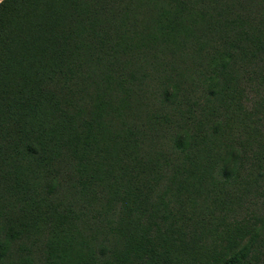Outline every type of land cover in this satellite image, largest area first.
Instances as JSON below:
<instances>
[{"label":"trees","instance_id":"1","mask_svg":"<svg viewBox=\"0 0 264 264\" xmlns=\"http://www.w3.org/2000/svg\"><path fill=\"white\" fill-rule=\"evenodd\" d=\"M42 1L0 0V264H264V0H176L202 18L185 44L129 47L130 67L100 64L112 81L92 89L8 46L7 20ZM93 19L59 41L95 34Z\"/></svg>","mask_w":264,"mask_h":264},{"label":"rangeland","instance_id":"2","mask_svg":"<svg viewBox=\"0 0 264 264\" xmlns=\"http://www.w3.org/2000/svg\"><path fill=\"white\" fill-rule=\"evenodd\" d=\"M73 1L43 0L45 5L40 8L38 13L27 10L23 18L13 15L6 22L5 38L8 39V46H11L18 54L22 64L28 65L31 61L40 62L45 66L54 63H59L62 66L66 63L69 64L68 68L63 67L62 70L72 72L67 77L71 78L69 81L72 82L71 86L75 88H80L87 83L92 89L94 81H99L102 84L112 81L110 71L107 69L102 73L97 66L104 62L121 66L119 62H122L124 67L129 68L130 64H126V58L129 57V47L151 46L157 50L161 47H165L166 50L168 48L176 49L178 46L181 47L183 43L185 44L186 39H188L185 27L187 24L194 27H200L202 24V18L196 15L188 21L181 14L177 16L175 12L176 0H163L159 9L153 13L142 11L147 0H124L120 10L114 7L112 11L111 7H107L105 10L97 8L92 13L86 10L79 13L76 19H80L81 24L96 17L91 26L95 34L85 32L82 37H70L67 42L62 43L59 41L60 35H65L66 32L74 30L77 25L76 19H71L68 15V11L71 10L68 4ZM129 2L136 6L137 4L140 5L141 12L136 13L133 20H131L133 12L129 14L125 12L130 7ZM120 12L125 20V29L121 32L116 44H113L111 38L113 36L112 24L110 22L116 21ZM111 13L114 17L109 15ZM93 15L96 16L93 17ZM78 40H81L82 45L73 46ZM123 46H125V52L121 50ZM117 50L124 53L119 54ZM120 55L123 61H120ZM190 57L189 55L188 58L191 59ZM134 68L135 66H131V73L136 76L137 79L135 80H140L142 71L140 69L138 73ZM127 73V70L123 71L125 76ZM107 76L110 77V81H107ZM65 91L57 92L61 101L64 99L63 93ZM80 94L73 103L81 107L79 103L86 102L88 98L81 100L79 99ZM91 94L94 96L95 92L92 91ZM61 104L64 106L63 102Z\"/></svg>","mask_w":264,"mask_h":264}]
</instances>
